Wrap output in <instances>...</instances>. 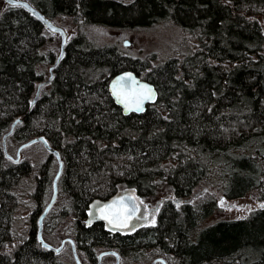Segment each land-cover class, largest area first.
<instances>
[{
	"label": "trees",
	"instance_id": "1",
	"mask_svg": "<svg viewBox=\"0 0 264 264\" xmlns=\"http://www.w3.org/2000/svg\"><path fill=\"white\" fill-rule=\"evenodd\" d=\"M28 1L54 22L71 17L78 32L31 105L57 57L54 34L23 6L8 4L0 15V264H76L71 251L55 252L38 239L56 156L42 142L34 144L44 151L40 161L5 154L3 135L19 117L7 145L44 136L64 163L43 235L72 237L84 264H98L106 249L137 262L148 255L168 264H264V0ZM162 18L187 31L193 46L154 65L89 35ZM128 69L159 92L142 113L125 115L109 91L110 80ZM212 177L224 200L254 191L261 205L209 222L217 199L191 196ZM31 178L30 232L8 252L18 190ZM124 190L159 198L152 221L126 231L90 216L94 204Z\"/></svg>",
	"mask_w": 264,
	"mask_h": 264
},
{
	"label": "rangeland",
	"instance_id": "2",
	"mask_svg": "<svg viewBox=\"0 0 264 264\" xmlns=\"http://www.w3.org/2000/svg\"><path fill=\"white\" fill-rule=\"evenodd\" d=\"M131 2L133 0H123ZM8 3L5 0H0V15L7 8ZM58 25L64 27L68 33V39L73 34L78 32V25L75 20L71 17L58 18L55 21ZM94 33H89L94 43L110 42L119 45L123 51L128 55H133L140 58H150L152 65L161 63L172 56H183L185 55L193 46L192 37L185 31L180 25L176 24L169 18H162L154 22L151 25H143L136 27H118V28H95ZM50 30V29H49ZM51 31V30H50ZM54 36L51 45L57 49V55L60 52L61 36L58 33L51 31ZM129 41L126 45L125 41ZM50 67V66H49ZM48 67V70H49ZM19 145L12 144L8 146V151L16 156L17 149ZM45 154L44 151L36 148L33 145L28 146L21 152V158L28 157L33 160H42ZM56 174V173H55ZM211 182L206 180L195 187L194 192L191 196V200L201 201L206 199L215 198L219 202V209L214 212L212 216L208 219L209 222L215 221L222 218H236L239 216H244L248 212L258 206V193L250 192L246 194L242 199L237 200H224L222 198V192L219 189L218 180L214 177L210 178ZM34 179L26 180L19 187L20 196V207L17 213V218L14 225V233L16 238L9 242L6 246V251L11 252L24 238L28 237L30 232V225L28 223V218L32 212L35 202L32 200L30 193L33 189ZM52 191V192H51ZM51 195L53 193V188L51 190ZM144 206L142 215L138 220H144V222L152 221L154 219L155 213L153 208L158 203L159 198H140ZM62 236L57 235L50 240L46 239L48 242L55 246L61 243ZM70 242L67 241L65 246L62 248L65 254L71 251ZM147 253V252H146ZM145 253V254H146ZM74 260V257L72 255ZM153 258H149L145 255L144 258L140 260L141 264H150ZM75 261V260H74ZM134 260L129 258L121 259V264H132ZM102 264H116L115 257H108Z\"/></svg>",
	"mask_w": 264,
	"mask_h": 264
},
{
	"label": "water",
	"instance_id": "3",
	"mask_svg": "<svg viewBox=\"0 0 264 264\" xmlns=\"http://www.w3.org/2000/svg\"><path fill=\"white\" fill-rule=\"evenodd\" d=\"M5 1L8 4H10V5H24L23 7H25L31 14L35 15L48 29H50L51 31H53L55 33L60 34V36H61L60 52L57 55L55 62L49 67V73H50L49 77L46 80H44L41 83H39V85L37 87L36 95H35L34 99L31 102V105H34L36 103V101L38 100L39 96H40L42 86L46 85V84H49L52 81L53 76H54V69H55L56 65L61 61V59L65 55L66 46H67V43H68V33H67V31H66V29L64 27H62L61 25H58L52 19L47 17L42 11H40L37 7H35L30 1H28V0H5ZM125 44L128 45L129 41L126 40ZM128 74H131V76L136 81H138L139 84L149 86L154 92V97H153L152 100H145L144 101V103H143V111H135V110L127 109L123 104H121L119 102V98L113 92V84L120 77L127 76ZM109 91H110V94L113 97L115 103L122 108V111H123V113L125 115H128L131 112H135V113L144 112L147 109L148 105L156 103V101L158 100V97H159V92H158L156 86L153 83L149 82L148 80H145V79L141 78L139 75H137L134 71H132L130 69L124 70V71L116 74L110 80V82H109ZM21 119H22L21 117L17 118L13 122L10 130L3 135L2 143H3V148H4V151H5V154L8 157L14 159L15 161H19L21 159V152H22L23 149H25L28 146L33 145L35 143L42 142L44 144V146L47 148L48 151L54 153V155L56 156V158L58 160V169H57V172H56V174H55V176L53 178V193H52L51 199H50V201L46 205L45 209L43 210V212L41 213V215L38 218V224H39V226H38V239L41 242L43 247H46L48 249H52L55 252L61 251L63 246L65 245V243L67 241H69L71 243V246H72V253H73V257L75 259L76 264H84L81 261V258L79 256V253L77 251V247H76V244H75V241H74L73 238H71V237L64 238V239H62V242H61V244L59 246H55V245L49 243L45 239V237L43 235L44 219H45L46 215L48 214V212L50 211V209L52 208V206L54 205V203L56 202V200L58 198L59 179H60V176H61V174L63 172L64 163H63V160L61 158V155H60L59 151H57L55 148H53L50 145L49 141L44 136H37V137L31 138V139L21 143L18 146L16 157H14L8 151L7 137L13 132L16 123L19 120H21ZM130 197L132 199H129ZM120 199H123L126 203L129 204V206L132 205L133 201H135V203L139 205L138 210L135 212V214L132 216V218L128 221V226L127 227H129L130 225H132L134 223L135 218L138 215H140V213H141V211L143 209V204L141 203L140 199L137 197V195L135 194V192L133 190L121 191L116 196H114L113 198H111L110 200H108V201H106L104 203L94 204L92 206L91 210H90L91 211L90 214L91 215H97L98 217L102 218L103 220L106 221V223L111 228L125 229L127 227H116L115 224H110L108 220L103 218V213L101 211V209H103L105 205H109L113 201L120 200ZM108 254L115 255L116 264H121L120 253L118 251L114 250V249H106V250L100 252L99 253V263L98 264H102L103 256L108 255ZM157 262H161L162 264H168L166 259L163 258V257L154 258L150 264H156ZM134 264H139V263H134Z\"/></svg>",
	"mask_w": 264,
	"mask_h": 264
},
{
	"label": "snow or ice",
	"instance_id": "4",
	"mask_svg": "<svg viewBox=\"0 0 264 264\" xmlns=\"http://www.w3.org/2000/svg\"><path fill=\"white\" fill-rule=\"evenodd\" d=\"M21 7L24 5H16ZM113 92L119 98V102L129 110L143 111L145 100H152L154 97L153 90L147 85H141L131 74L120 77L113 84ZM129 199H132L131 197ZM139 205L133 201L129 206L123 199L113 201L101 209L103 218L116 227H127L128 221L138 210Z\"/></svg>",
	"mask_w": 264,
	"mask_h": 264
},
{
	"label": "flooded vegetation",
	"instance_id": "5",
	"mask_svg": "<svg viewBox=\"0 0 264 264\" xmlns=\"http://www.w3.org/2000/svg\"><path fill=\"white\" fill-rule=\"evenodd\" d=\"M141 215V214H140ZM138 217H140V216H138ZM138 217H137V219L135 220V222L132 224V225H130V227L128 228V230L129 229H132V228H134V227H136V226H139L140 224H142V223H147V222H150V221H147V222H144V220H138ZM128 230H126V231H128Z\"/></svg>",
	"mask_w": 264,
	"mask_h": 264
}]
</instances>
